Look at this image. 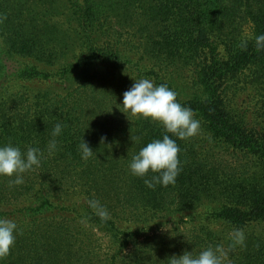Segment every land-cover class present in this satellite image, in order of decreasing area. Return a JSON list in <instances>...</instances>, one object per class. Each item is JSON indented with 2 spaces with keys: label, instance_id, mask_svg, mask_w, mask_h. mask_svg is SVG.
<instances>
[{
  "label": "trees",
  "instance_id": "obj_1",
  "mask_svg": "<svg viewBox=\"0 0 264 264\" xmlns=\"http://www.w3.org/2000/svg\"><path fill=\"white\" fill-rule=\"evenodd\" d=\"M247 72L264 0H0V264H264V174L211 154L264 159L229 98Z\"/></svg>",
  "mask_w": 264,
  "mask_h": 264
},
{
  "label": "rangeland",
  "instance_id": "obj_2",
  "mask_svg": "<svg viewBox=\"0 0 264 264\" xmlns=\"http://www.w3.org/2000/svg\"><path fill=\"white\" fill-rule=\"evenodd\" d=\"M125 37L128 36L125 35ZM221 49H223V52L225 53L226 48L221 47ZM191 78L192 72L185 71L183 79L181 78V82L186 79L187 83L184 85L188 86L191 82ZM52 80L53 81H51V83L56 87L53 91L58 93L65 91V87L73 89L79 85V79L73 78L72 75H70L69 79H61L58 76V78ZM139 82L145 93L147 95H151L150 97H156L155 99H161L160 96L163 97L161 89L157 87L154 81L144 79V81ZM261 82L254 83V78L251 77L250 72L243 74L238 80L230 82L229 98L233 102L234 113L235 115H242L245 127L250 131L256 130L258 132H263L262 128H264V84ZM37 86L42 87L47 86V84L37 83ZM237 117L238 116L235 117L236 120L238 119ZM216 144L217 143L213 144V151H211L213 161L216 163V166L222 164V166L225 167L226 171L229 173L246 174L245 172L252 171L257 174H264V159L262 160L259 156L249 158L244 154H240V151L235 152L229 150L227 145L224 143L218 145ZM207 226H209V229L215 231L217 235L222 234L221 236H223L224 231H231L228 226L222 225L221 223H207ZM259 229L264 235V225ZM87 231L94 235V239L97 240L102 247H106L103 232L101 230L98 228L87 227ZM223 244L224 241L215 243L216 248L214 249H224L225 246H223Z\"/></svg>",
  "mask_w": 264,
  "mask_h": 264
}]
</instances>
